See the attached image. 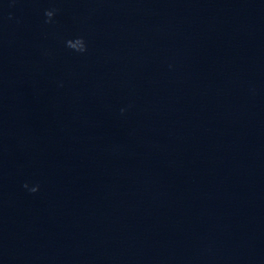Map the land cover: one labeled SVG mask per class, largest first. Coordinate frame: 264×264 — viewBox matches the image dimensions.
I'll use <instances>...</instances> for the list:
<instances>
[{
    "label": "water",
    "instance_id": "obj_1",
    "mask_svg": "<svg viewBox=\"0 0 264 264\" xmlns=\"http://www.w3.org/2000/svg\"><path fill=\"white\" fill-rule=\"evenodd\" d=\"M0 264H264V0H0Z\"/></svg>",
    "mask_w": 264,
    "mask_h": 264
}]
</instances>
